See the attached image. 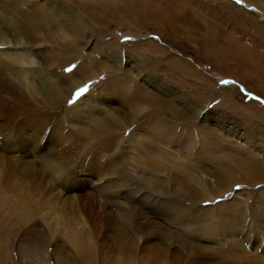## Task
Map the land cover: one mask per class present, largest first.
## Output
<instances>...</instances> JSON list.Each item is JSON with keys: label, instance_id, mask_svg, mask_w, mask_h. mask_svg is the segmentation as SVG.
Returning <instances> with one entry per match:
<instances>
[{"label": "rangeland", "instance_id": "374dc122", "mask_svg": "<svg viewBox=\"0 0 264 264\" xmlns=\"http://www.w3.org/2000/svg\"><path fill=\"white\" fill-rule=\"evenodd\" d=\"M230 32L264 57V0H0V158L33 166L0 161V264H264V89L221 71Z\"/></svg>", "mask_w": 264, "mask_h": 264}, {"label": "bare ground", "instance_id": "6f19581e", "mask_svg": "<svg viewBox=\"0 0 264 264\" xmlns=\"http://www.w3.org/2000/svg\"><path fill=\"white\" fill-rule=\"evenodd\" d=\"M31 2H32V1H31ZM31 2H30V3H31ZM28 3H29V2H28ZM34 3H35V2H34ZM8 4H9V3H8ZM13 5H14V4H13ZM3 7H4V6H3ZM39 7H40V6H39ZM29 8H30V7H29ZM35 9H36V7H35ZM32 10H33V9H31V11H32ZM38 10H39V9H38ZM31 11H30V12H31ZM41 11H42V10H41ZM4 12H5V11H4ZM20 12H21V11H20ZM35 12H36V10H35ZM45 12H46V11H44V13H45ZM1 13H2V12H1ZM5 13H7V12H5ZM13 13H14V12H13ZM40 13H41V12H40ZM42 13H43V12H42ZM44 13H43V14H44ZM9 14H10V13H9ZM22 14H23V13H22ZM28 14H30V13H28ZM34 14H35L34 17H36V13H34ZM37 14H38V13H37ZM39 15H40V14H39ZM41 15H42V14H41ZM4 16H5V15H4ZM42 16H43V15H42ZM51 16H52V14H51ZM6 17H7V16H6ZM38 17H40V16H38ZM43 17H45V16H43ZM46 17H48V16L46 15ZM51 18H53V17H51ZM37 19H38V18H37ZM48 19H49V18H48ZM44 20H45V19H44ZM53 20H54V19H53ZM39 21H40V20H39ZM39 21H32V23H25V24H26L28 27H32L33 29H36V28L39 29V27H40V22H39ZM49 21H50V20H49ZM51 21H52V20H51ZM51 21H50V22H51ZM10 23H11V22H10ZM46 23H47V21H46ZM46 23H45V24H46ZM52 23H54V22H52ZM55 23H56V21H55ZM21 24H22V23H21ZM41 24H42V22H41ZM50 24H51V23H50ZM56 24H57V23H56ZM19 25H20V24H19ZM42 25H43V24H42ZM47 25H48V23H47ZM6 26H7V25H6ZM6 26H5V27H6ZM22 26H23V25H22ZM52 26H53V25H52ZM45 27H46V26H45ZM47 27H48V26H47ZM58 27H60V26H58ZM9 28H10V27H9ZM24 28H25V26H24ZM42 28H43V27H42ZM66 28H67V27H66ZM21 29H22V28H21ZM26 29H27V28H26ZM38 29H37V30H38ZM40 29H41V27H40ZM47 29H48V28H46V30H47ZM50 29H51V27H50ZM61 29H62V28H61ZM69 29H70V28H69ZM59 31H60V30H59ZM63 31H64V30H63ZM19 32H20V31H19ZM72 32H73V31H72ZM8 33H9V32H8ZM43 33H44V31H43ZM60 33H61V32H60ZM62 33H63V32H62ZM65 33H66V31H65ZM65 33H64V34H65ZM18 34H19V33H18ZM27 34H29V33L27 32ZM47 35H48V34H47ZM16 36H17V35H16ZM49 36H50V35H49ZM14 37H15V36H14ZM31 37H32V35H31ZM63 37H65V36H63ZM0 38H1V37H0ZM7 38H8V37H7ZM35 38H36V37H35ZM9 39H10V38H9ZM20 39H21V38H20ZM32 39H34V38H32ZM32 39H31V40H32ZM23 41H24V40H23ZM61 41H64V40H61ZM30 42L32 43V41H30ZM30 42H29V43H30ZM33 42H34V40H33ZM6 43H7V42H6ZM13 43H14V42H13ZM21 43H22V42H21ZM60 43H61V42H60ZM22 44H23V43H22ZM22 44H21V45H22ZM24 44H25V43H24ZM46 44H47V43H46ZM15 45H17V44H15ZM23 46H24V45H23ZM26 46H27V44H26ZM14 48H16V47H14ZM14 48H13V49H14ZM8 49H9V48H8ZM16 49H17V50H25V51H26V49H28V48H25V49H24V47H18V46H17ZM35 49H36V48H35ZM0 51H2V50H0ZM7 51H8V50H7ZM32 51H33V50H32ZM11 52H12V51H11ZM23 52H24V51H23ZM7 53H8V52H7ZM7 53H6V55H7ZM3 54H4V53H3ZM15 54H17V53H15ZM18 54H19V53H18ZM28 54H29V57H30L31 53L29 52ZM52 54H53V53H52ZM21 55H22V54H21ZM3 56H4V55H3ZM12 56H13V55H12ZM16 56H17V55H16ZM27 56H28V55H27ZM10 57H11V56H10ZM31 57H32V55H31ZM6 58H7V57H6ZM6 58H5V59H6ZM11 58H12V57H11ZM21 58H22V57H21ZM48 58H49V57H48ZM5 59H4V60H5ZM28 60H29V59H28ZM33 60H34V59H33ZM38 60H39V59H38ZM50 60H51V59H50ZM8 61H9V60H8ZM22 61H23V60H22ZM3 62L5 63L6 61H3ZM29 62H30V60H29ZM31 62H32V60H31ZM50 62H51V61H50ZM15 63H16V62H15ZM54 63H55V61H54ZM49 64H50V63H49ZM8 65H9V64H8ZM17 65H18V64H17ZM12 66H13V65H12ZM21 66H22V65H21ZM34 66H35V65H34ZM37 66H38V65H37ZM14 67H15V66H14ZM23 67H24V66H23ZM108 67H109V66H108ZM33 68H34V67H33ZM46 68H47V67H46ZM85 68H86V67H85ZM12 69H13V68H12ZM20 69H22V68H20ZM14 70H15V69H14ZM21 71H22V70H21ZM28 71H29V70H28ZM39 71H40V70H39ZM77 71L80 72L79 69H78ZM2 72H3V71H2ZM5 72H6V71H5ZM29 72H30V71H29ZM40 72H41V71H40ZM48 72H49V71H48ZM22 73H23V72H22ZM26 73H27V72H26ZM8 74H9V73H8ZM31 74H32V73H31ZM42 74H43V73H42ZM45 74H46V72H45ZM18 75H19V74H18ZM48 77H49V76H48ZM72 77H73V78H72L71 80H76V81H75V83H76V82L78 81V80H77V76H72ZM19 78H20V77H19ZM15 79H16V78H15ZM25 79H26V78H25ZM48 79H49V78H48ZM109 84H110V83H109ZM41 85H42V84H41ZM46 85H47V84H46ZM54 85H55V84H54ZM80 85H81V84H80ZM38 86H39V84H38ZM48 86H49V85H48ZM73 86H74V85H73ZM51 87H52V86H51ZM55 88H56V87H55ZM57 88H58V87H57ZM34 89H35V88H34ZM38 89H39L40 91L43 90L41 87H40V88L38 87ZM117 89H118V88H117ZM50 90H52V89H50ZM56 90H57V89H56ZM58 90H59V89H58ZM30 91H31V90H30ZM48 91H49V90H48ZM51 92H54V91H51ZM120 92H121V91H120ZM122 92H123V91H122ZM142 93H143V91H142ZM34 94H35V93H34ZM60 94H61V93H60ZM149 94H150V93H149ZM104 95H105V94H104ZM142 95H143V94H142ZM113 96H114V95H113ZM143 96H144V95H143ZM153 96H154V95H153ZM134 97H135V96H134ZM36 98H38V97H36ZM154 98H155V97H154ZM38 99H39V98H38ZM43 99H44V98H43ZM151 99H152V98H151ZM158 99H160V98H158ZM158 99H157V101H156V99H155V100L153 99V100L151 101V103H153V102L156 101V102H158V103L160 104L159 106L162 107L163 109L174 110V112H175V109H174L173 107H170L169 105H167V103L165 104L163 101L161 102V101H159ZM32 100H33V99H32ZM36 100H37V99H36ZM57 100H58V99H57ZM38 101H39V100H38ZM45 101H48V100H45ZM49 101H50V100H49ZM136 101H137V100H136ZM52 102H53V101H52ZM128 102H129V101H128ZM130 102H131V101H130ZM134 102H135V101H134ZM35 103H36V102H35ZM44 103L46 104L47 102H44ZM55 103H56V102H55ZM126 103H127V102H126ZM57 104H58V103H57ZM128 104H129V103H128ZM139 104H140V103H139ZM141 104H142L141 106H143V103H141ZM81 105H83V104H81ZM134 105H135V104H134ZM141 106H140V107H141ZM159 106H157V107H159ZM86 107H87V106H86ZM90 107H91V106H90ZM95 107H96V106H95ZM128 107H130V106H128ZM131 107H132V106H131ZM137 107H138V106H137ZM137 107H136V108H137ZM144 107H145V106H144ZM83 108H84V107H83ZM133 108H135V107L133 106ZM175 108H176V107H175ZM140 109H141V108H140ZM145 109H146V107H145ZM130 110H132V109H130ZM141 110H142V109H141ZM30 111H31V110H30ZM91 111H92V110H91ZM145 111H146V110H145ZM149 111H150V110H149ZM77 112H78V111H77ZM85 112H86V111H85ZM122 112H125V111H122ZM131 112H132V111H131ZM134 112H135V111H134ZM176 112H177V111H176ZM90 113H91V112H90ZM50 114H51V113H50ZM86 114H87V113H86ZM88 114H89V111H88ZM112 114H113V113H112ZM120 114H121V112H120ZM133 114L136 115L135 113H133ZM133 114H132V115H133ZM140 114H141V113H140ZM176 114H179V113H176ZM57 116H58V115H57ZM123 116H124V114H123ZM137 116H138V115H137ZM139 116H140V115H139ZM117 117H118V116H117ZM125 117H126V116H125ZM129 117H130V116H129ZM132 117H133V116H132ZM132 117H131V118H132ZM84 119H85V118H84ZM124 119H125V118H124ZM124 119H123V120H124ZM126 119H127V118H126ZM151 119H152V118H151ZM22 120H23V119H22ZM62 120H63V119H62ZM103 120H104V119H103ZM110 120H111V119H110ZM119 120H120V119H119ZM28 121H30V120H28ZM31 121H32V120H31ZM66 121H67V120H66ZM96 121H97V120H96ZM112 121H113V120H112ZM150 121H151V120H150ZM152 121H153V120H152ZM156 121H157V120H156ZM32 122H33V121H32ZM32 122H31V124H32ZM68 122H69V121H68ZM93 122H95V121H93ZM131 122H132V121H131ZM153 122H154V121H153ZM158 122H159V121H158ZM54 123H55V122H54ZM109 123H110V122H109ZM117 123H118V122H117ZM117 123H116V124H117ZM124 123H126V122H124ZM29 124H30V123H29ZM85 124H86V123H85ZM90 124H91V122H90ZM96 124H97V123H96ZM151 124H152V123H151ZM157 124H158V123H157ZM164 124H165V123H164ZM126 125H127V124H126ZM109 126H110V125H109ZM119 126H120V125H119ZM119 126H118V127H119ZM122 126H123V125H122ZM145 126H146V125H145ZM145 126H144V127H145ZM150 126H151V125H150ZM152 126H153V125H152ZM156 126L158 127V125H156ZM101 127H102V126H101ZM146 127H147V126H146ZM153 127H154V126H153ZM153 127H152V128H153ZM170 127H171V126H170ZM80 128H81V127H80ZM114 128H115V127H114ZM128 128H129V127H128ZM163 128H165V127H163ZM83 129H84V128H83ZM109 129H110V127H109ZM121 129H122V128H121ZM145 129H146V128H145ZM158 129H159V128H158ZM168 129H169V128H168ZM170 129H171V128H170ZM87 130H88V129H87ZM97 130H99V129H97ZM102 130H103V129H101V134H102ZM113 130H114V129H113ZM124 130H125V129H124ZM140 130H141V129H140ZM147 130H149V129H147ZM147 130H146V131H147ZM159 130H160V129H159ZM78 131H79V130H78ZM78 131H77V132H78ZM91 131H92V130H91ZM91 131H90V132H91ZM94 131H95V129H94ZM115 131H116V130H115ZM120 131H121V130H120ZM137 131H138V130H137ZM202 131H204V130H202ZM56 132H57V130H56ZM56 132H54V133H56ZM86 132H87V131H86ZM135 132H136V131H135ZM142 132H143V131H142ZM151 132H152V131H151ZM168 132L170 133V131H168ZM173 132H174V131H173ZM79 133H80V132H79ZM92 133H93V132H92ZM92 133H91V134H92ZM73 134H74V133H73ZM73 134H72V135H73ZM80 134H81V133H80ZM94 134H95V133H93V135H94ZM107 134H108V132H107ZM115 134H116V133H115ZM140 134H141V133H140ZM161 134H162V133H161ZM163 134H165V132H164ZM203 134H204V135H207V134H208L209 136L212 135V133H209L208 130H207V132L204 131ZM56 135H57V134H56ZM104 135H105V134H104ZM104 135H102V136L105 137ZM111 135H112V134H111ZM148 135H149V134H148ZM150 135H151V134H150ZM156 135H157V134H156ZM159 135H160V134H159ZM95 136H96V135H95ZM106 136H107V135H106ZM109 136H110V135H109ZM152 136H153V135H152ZM152 136H151V137H152ZM160 136H161V135H160ZM169 136H170V135H169ZM74 137H76V136H74ZM85 137H86V136H85ZM100 137H101V136H100ZM110 137H111V136H110ZM113 137H116V136H113ZM132 137H133V136H132ZM142 137H143V136H142ZM146 137H147V136H146ZM155 137H156V136H155ZM98 138H99V136H98ZM136 138H138V137H136ZM143 138H144V137H143ZM143 138H141V139H143ZM163 138H164V137H163ZM166 138H167V137H166ZM175 138H176V137H175ZM59 139H60V137H59ZM75 139H77V138H75ZM83 139H84V138H83ZM100 139H101V138H100ZM105 139H106V138H105ZM108 139H109V138H108ZM141 139H140V140H141ZM159 139L162 140V138H159ZM66 140H67V139H66ZM101 140H102V139H101ZM115 140H116V139H115ZM138 140H139V139H138ZM140 140H139V142H140ZM144 140H145V139H144ZM156 140H157V138H156ZM83 141H84V140H83ZM113 141H114V140H113ZM129 141H130V140H129ZM136 141H137V140H136ZM172 141H174V140H172ZM68 142H69V141H68ZM111 142H112V141H111ZM124 142H125V141H124ZM137 142H138V141H137ZM139 142H138V143H139ZM83 143H84V142H83ZM107 143H108V142H107ZM114 143H115V142H114ZM129 143H132V142H129ZM146 143H147V142H146ZM159 143H160V142H159ZM159 143H158V144H159ZM62 144H63V143H62ZM67 144H69V143H67ZM101 144H102V143H101ZM108 144H109V143H108ZM136 144H137V143H136ZM139 144H140V143H139ZM152 144H153V142H152ZM156 144H157V141L155 142V145H156ZM158 144L156 145L157 147H158ZM64 145H65V144H63V146H64ZM110 145H111V143H110ZM113 145H114V144H113ZM133 145H134V144H133ZM140 145H141V144H140ZM56 146H57V145H56ZM73 146H74V145H73ZM104 146H105V145H103V150H104V148H105ZM152 146H153V145H152ZM159 146H160V145H159ZM69 147H71V145H70ZM69 147H67V149H68ZM80 147H81V146H80ZM99 147H100V146H99ZM99 147H98V148H99ZM114 147H115V145H114ZM135 147H137V146H135ZM160 147H161V146H160ZM160 147H158V148H160ZM76 148H77V147H76ZM98 148H97V149H98ZM125 148H126V147H125ZM31 149H32V148H31ZM57 149H58V148H57ZM101 149H102V148H101ZM111 149H112V148H111ZM141 149H142V148H141ZM153 149H154V148H153ZM54 150H55V149H54ZM69 150H70V149H69ZM69 150H68V151H69ZM75 150H76V149H75ZM95 150H96V149H95ZM125 150H126V149H125ZM130 150H131V149H130ZM133 150H134V149H133ZM133 150H132V151H133ZM139 150H140V149H139ZM163 150H164V149H163ZM209 150H210V149H209ZM34 151H35V150H34ZM72 151H73V150H72ZM109 151H110V150H109ZM109 151H108V152H109ZM126 151H127V150H126ZM134 151H136V150H134ZM140 151H141V150H140ZM140 151H138V152H140ZM156 151H157V150H156ZM12 152H16V151L13 150ZM32 152H33V151H32ZM70 152H71V151H70ZM78 152H79V151H78ZM104 152H105V151H104ZM104 152H103V153H104ZM110 152H111V151H110ZM110 152H109V153H110ZM162 152H163V151H162ZM41 153H42V152H41ZM86 153H87V152H86ZM89 153H90V152H89ZM94 153H95V151H94ZM96 153H98V152L96 151ZM121 153H122V152H121ZM140 153H142V152H140ZM146 153H148V152L146 151ZM205 153H206V152H205ZM45 154H46V153H45ZM51 154H52V152H51ZM62 154H63V152H62ZM64 154H65V152H64ZM83 154H84V153H83ZM100 154H101V153H100ZM111 154H112V153H111ZM156 154H157V153H156ZM60 155H61V154H60ZM75 155H76V154H74V156H75ZM148 155H149V154H148ZM41 156H42V155H41ZM54 156H56V155H54ZM65 156H66V155H65ZM70 156H71V155H70ZM70 156H69V158H70ZM87 156H88V155H87ZM102 156H103V155H102ZM109 156H111V155H109ZM128 156H129V155H128ZM154 156H155V155H154ZM46 157H47V156H46ZM96 157L99 158L100 156L98 157V156L96 155ZM123 157H124V156H123ZM155 157H156V156H155ZM155 157H151V156H150V158H149V159H150V162H149V163H150V165H153L154 168H155V170L157 171L158 167H160V168L162 169L161 164H162V161H163V160H162L161 157H160V160L158 159V156L156 157V159H155ZM61 158H62V156H61ZM63 158H64V157H63ZM65 158H66V157H65ZM131 158H132V157H131ZM30 159H31V158H30ZM30 159H29V160H30ZM42 159L44 160L43 157H42ZM58 159H59V158H58ZM83 159H84V158H83ZM83 159H82V160H83ZM90 159H91V158H90ZM111 159H112V158H111ZM116 159H117V158H116ZM126 159H127V158H126ZM167 159H168V158H167ZM172 159H173V158H172ZM32 160H33V159H32ZM36 160H37V159H36ZM43 160H42V161H43ZM54 160H55V159H54ZM66 160H67V158H66ZM70 160H71V159H70ZM100 160H101V159H100ZM102 160H103V159H102ZM112 160H113V159H112ZM137 160H138V159H137ZM140 160H142V159H140ZM140 160H139V161H140ZM161 160H162V161H161ZM0 161L4 162V169H5L6 171H4L3 174H5L6 177H10L11 175H18L19 177H21V178L23 179V177H25V176L28 174L29 169H30L31 167H33L32 165H31V166H28V165H27L28 162H27L26 160H23V161H21V162H17V161H15V160L11 159V158H3V159L0 158ZM40 161H41V160H40ZM42 161H41V162H42ZM55 161H56V160H55ZM55 161H54V162H55ZM68 161H69V160H68ZM72 161H73V160H71L70 163H71ZM89 161H90V160H89ZM131 161H132V160H131ZM165 161H168V160H165ZM169 161H170V160H169ZM32 162H33V161H32ZM38 162H39V161H38ZM80 162H81V161H80ZM99 162H100V161H99ZM106 162H108V161H106ZM114 162H116V161H114ZM36 163H37V161H36ZM45 163H46V162H45ZM56 163H57V162H56ZM58 163H59V162H58ZM82 163H83V161H82ZM92 163H93V161H92ZM97 163H98V162H97ZM160 163H161V164H160ZM249 163H250V162H249ZM249 163H248V165H247V162H246V163H245L246 165H243V166H242L243 168H242L241 170H245L244 168H245V166H246V170L249 169L250 172H253V174L251 173L252 175H255V176H256L257 174H260V172L262 171V168H263V167H262V166H258V165H259L258 163H256V164H258V165H255V164H254V161H253V163H251V164H249ZM30 164H31V163H30ZM34 164H35V163H34ZM46 164H47V163H46ZM60 164H61V163H60ZM68 164H69V163H68ZM116 164H117V163H116ZM141 164H142V163H141ZM143 164H145V163H143ZM147 164H148V163H147ZM147 164H146V165H147ZM51 165L54 166L53 163H52ZM81 165H82V164H81ZM87 165H88V164H87ZM93 165H94V164H93ZM114 165H115V163H114ZM114 165H113V166H114ZM148 165H149V164H148ZM251 165H254V166H256V167L253 166L252 168H250L249 166H251ZM23 166H24V167H23ZM40 166H41V165H40ZM42 166H43V164H42ZM59 166H60V165H59ZM99 166H100V165H99ZM110 166H111V165H110ZM118 166H119V165H118ZM121 166H122V165H121ZM138 166H139V165H138ZM141 166H142V165H141ZM164 166H165V165H164ZM164 166H163V167H164ZM29 167H30V168H29ZM34 167H35V166H34ZM47 167H48V165H47ZM55 167H56V166H55ZM70 167H71V166H70ZM84 167H86V166L84 165ZM95 167H96V166H95ZM144 167H145V166H144ZM146 167H147V166H146ZM165 167H166V166H165ZM165 167H164V168H165ZM167 167H168V166H167ZM169 167H170V166H169ZM36 168H37V166H36ZM79 168H80V167H79ZM86 168H87V167H86ZM89 168H90V167H89ZM101 168H102V167H101ZM108 168H109V167H108ZM110 168H112V167H110ZM110 168H109V169H110ZM115 168H116V167H115ZM148 168H150V167L148 166ZM177 168H178V167H177ZM77 169H78V168H77ZM94 169H95V168H94ZM97 169H98V168H97ZM145 169H146V168H145ZM36 170H37V169H36ZM38 170H39V169H38ZM38 170H37V171H38ZM50 170H51V168H50ZM112 170H113V169H112ZM112 170H111V172H112ZM140 170H141V169H140ZM146 170H147V169H146ZM153 170H154V169H153ZM249 170H248V171H249ZM31 171H32V170H31ZM34 171H35V170H34ZM45 171H46V170H45ZM47 171H48V170H47ZM61 171H62V170H61ZM61 171H60V172H61ZM63 171H64V170H63ZM74 171H75V169H74ZM103 171H104V170H103ZM160 171H161V170H160ZM169 171H170V170H169ZM225 171H226V170H225ZM50 172H51V171H50ZM58 172H59V171H58ZM80 172H81V171H80ZM96 172H99V171H96ZM113 172H114V170H113ZM137 172H138V171H137ZM144 172H145V171H144ZM151 172H152V170H151ZM158 172H159V171H158ZM158 172H157V173H158ZM176 172H178V171H176ZM245 172H246V171H245ZM245 172H244V173H245ZM38 173H39V172H38ZM51 173H52V172H51ZM54 173H55V171H54ZM63 173H65V172H63ZM102 173H103V172H102ZM105 173H106V172H105ZM109 173H110V172H109ZM123 173L126 175L125 172H123ZM142 173H143V172H142ZM31 174L34 175V172H32ZM98 174H99V173H98ZM113 174H114V173H113ZM119 174H121V173H119ZM119 174H117V175H119ZM54 175H55V174H53V175L51 174V176H54ZM62 175H65V174H62ZM96 175H97V174H96ZM146 175H148V174H146ZM176 175H177V174H176ZM36 176H37V175H36ZM39 176H40V175H39ZM47 176H48V175H47ZM65 176H66V175H65ZM68 176H69V175H68ZM105 176H106V175H105ZM105 176H104V174H103L102 179H103ZM0 177H2V178H0V180L3 181V178H4V177H3L2 175H0ZM29 177H30V176H29ZM49 177H50V174H49ZM100 177H101V175H100ZM107 177H109V176H107ZM121 177H122V176H121ZM178 177H179V176H178ZM253 177H254V176H253ZM55 178H56V177H55ZM68 178H69V177H68ZM258 178H259V177H258ZM28 179H29V178H28ZM31 179H32V178H31ZM44 179H45V178H44ZM51 179H52V178H51ZM56 179H58V178H56ZM109 179H110V178H109ZM116 179H117V177H116ZM123 179H124V178H123ZM158 179H159V178H158ZM172 179H173V178H172ZM40 180H41V179H40ZM106 180H107V178H106ZM113 180H114V179H113ZM145 180H146V178H145ZM147 180H148V179H147ZM174 180H176V179H174ZM31 181H32V180H31ZM52 181H53V180H52ZM59 181H60V180H59ZM149 181H150V180H149ZM170 181H171V180H170ZM176 181H177V180H176ZM29 182H30V181H29ZM44 182H46V181H44ZM48 182H49V180H48ZM54 182H55V181H54ZM64 182H65V181H64ZM69 182H70V181H69ZM110 182H111V181H110ZM114 182H115V180H114ZM119 182H120V181H119ZM154 182H156V184L158 183L157 181H155V179H154ZM172 182H173V181H172ZM177 182H178V181H177ZM30 183H31V182H30ZM46 183H47V182H46ZM59 183H60V182H59ZM108 183H109V182H108ZM111 183H112V182H111ZM165 183H166V182H165ZM169 183H170V182H169ZM39 184H40V183H39ZM118 184H120V183H118ZM118 184H117V186H118ZM121 184H122V183H121ZM128 184H131V183H128ZM133 184H134L135 186H137L136 183H133ZM133 184H132L131 186H133ZM156 184H155V185H156ZM167 184H168V183H167ZM179 184H180V183H179ZM49 185H50V182H49L48 186H49ZM106 185H107V184H106ZM110 185H111V184H110ZM123 185H124V184H123ZM153 185H154V184H153ZM177 185H178V184H177ZM111 186H112V185H111ZM120 186H121V185H120ZM124 186H125V185H124ZM157 186H158V185H157ZM159 186H160V185H159ZM168 186H169V185H168ZM36 187H37V186H36ZM36 187H35V188H36ZM50 187H51V186H50ZM105 187H106V186H105ZM107 187H108V186H107ZM133 187H134V186H133ZM31 188H32V187H31ZM33 188H34V186H33ZM33 188H32V189H33ZM43 188H45V187H43ZM111 188H112V187H111ZM111 188H110V189H111ZM134 188H135V187H134ZM134 188H133V189H134ZM139 188H140V187H139ZM159 188H160V187H159ZM164 188H165V187H164ZM167 188H168V187H167ZM36 189H37V188H36ZM58 189H59V188H58ZM108 189H109V187H108ZM133 189H131V190H133ZM140 189H141V188H140ZM160 189H162V188H160ZM102 190H103V189H102ZM116 190H117V189H116ZM168 190H169V189H168ZM45 191H46V190H45ZM55 191H56V190H55ZM59 191H61V190H59ZM141 191H142V190H141ZM145 191H146V190H145ZM169 191H170V190H169ZM49 192H51V191L49 190ZM47 193H48V192H47ZM62 193H64V192H62ZM101 193H102V192H101ZM108 193H109V192H108ZM50 194H51V193H50ZM50 194H49V195H50ZM52 194H54V193H52ZM52 194H51V196H52ZM59 194H61V193L59 192ZM69 194H70V193H69ZM69 194H68V195H69ZM56 196H59V195H56ZM69 196H70V195H69ZM77 196H78V194L76 193L75 197H77ZM60 197H62V196H59V198H60ZM71 197H72V196H71ZM53 198H54V197H53ZM77 198H78V197H77ZM77 198H76V199H77ZM61 200H63V199H61ZM70 200H71V199H70ZM70 200H69V203H70ZM77 200H78V199H77ZM50 201H51V200H50ZM62 202H64V201H62ZM62 202H60V204H62ZM66 202H67V201H66ZM49 203H51V202H49ZM67 203H68V202H67ZM67 203H66V204H67ZM69 203H68V204H69ZM75 203H76V202H73V205H74ZM66 204H65V205H66ZM76 204H77V203H76ZM47 205H48V204H47ZM47 205H46V206H47ZM52 205H53V204H52ZM66 206H68V205H66ZM71 206H72V205H71ZM54 207H57V204H56ZM57 208H58V207H57Z\"/></svg>", "mask_w": 264, "mask_h": 264}, {"label": "crops", "instance_id": "0c3cea01", "mask_svg": "<svg viewBox=\"0 0 264 264\" xmlns=\"http://www.w3.org/2000/svg\"><path fill=\"white\" fill-rule=\"evenodd\" d=\"M231 33V32H230ZM240 37L235 33H231V37L226 39L227 45H224L221 57V71L225 73H233L236 77L241 81L245 82V85L255 88H263L264 89V57L258 55L257 52L252 51L247 46L242 45V41L244 39V35L241 33ZM234 35V36H233ZM233 38V39H232ZM243 38V39H242ZM247 38V37H246ZM219 40V39H218ZM239 41L241 44H238L236 41ZM244 43V41H243ZM219 49L220 45L217 46ZM257 49V48H256ZM250 50L251 57L253 58V62L245 55L246 51ZM258 50V49H257ZM245 53H244V52ZM259 51V50H258ZM257 62V65L256 63ZM252 79L254 82H247L246 79ZM247 83V84H246ZM260 86V87H259Z\"/></svg>", "mask_w": 264, "mask_h": 264}, {"label": "snow or ice", "instance_id": "6c2138e0", "mask_svg": "<svg viewBox=\"0 0 264 264\" xmlns=\"http://www.w3.org/2000/svg\"><path fill=\"white\" fill-rule=\"evenodd\" d=\"M237 2H239V0H237ZM225 83H227V82H225ZM85 90H86V89H81V90L77 93V95L82 94Z\"/></svg>", "mask_w": 264, "mask_h": 264}]
</instances>
